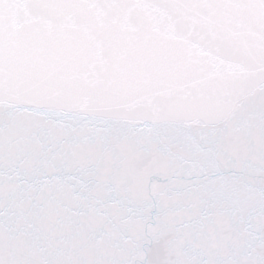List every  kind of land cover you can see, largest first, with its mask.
<instances>
[{
    "label": "snow or ice",
    "instance_id": "1",
    "mask_svg": "<svg viewBox=\"0 0 264 264\" xmlns=\"http://www.w3.org/2000/svg\"><path fill=\"white\" fill-rule=\"evenodd\" d=\"M0 264H264V0H0Z\"/></svg>",
    "mask_w": 264,
    "mask_h": 264
}]
</instances>
